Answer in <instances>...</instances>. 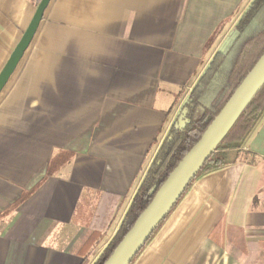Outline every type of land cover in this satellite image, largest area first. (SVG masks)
I'll list each match as a JSON object with an SVG mask.
<instances>
[{"label": "crops", "instance_id": "obj_1", "mask_svg": "<svg viewBox=\"0 0 264 264\" xmlns=\"http://www.w3.org/2000/svg\"><path fill=\"white\" fill-rule=\"evenodd\" d=\"M253 0H51L0 94V264H95ZM0 0V73L36 12ZM132 264H264V115Z\"/></svg>", "mask_w": 264, "mask_h": 264}, {"label": "trees", "instance_id": "obj_2", "mask_svg": "<svg viewBox=\"0 0 264 264\" xmlns=\"http://www.w3.org/2000/svg\"><path fill=\"white\" fill-rule=\"evenodd\" d=\"M40 1L34 0L37 5ZM263 54L264 0H253L238 20L233 32L222 48L214 55L210 64L193 87L191 94L179 113L180 115L183 111H186L183 121L180 122L179 117H177L169 129L127 210L118 232L95 264H105L133 227L136 220L151 203L156 191L190 149L199 141L205 130L220 113L232 94ZM263 115L264 84L242 112L227 136L204 164L187 190L201 176L233 163L236 155H238L237 153L243 148L248 138L254 132ZM162 223L149 238L142 250L151 241Z\"/></svg>", "mask_w": 264, "mask_h": 264}, {"label": "water", "instance_id": "obj_3", "mask_svg": "<svg viewBox=\"0 0 264 264\" xmlns=\"http://www.w3.org/2000/svg\"><path fill=\"white\" fill-rule=\"evenodd\" d=\"M51 0H41L30 25L0 73V94L17 69L38 31ZM264 84V54L247 74L199 141L156 191L151 203L136 220L105 264H131L152 234L186 192L191 182L232 129L242 112ZM186 111L178 115L183 121Z\"/></svg>", "mask_w": 264, "mask_h": 264}, {"label": "rangeland", "instance_id": "obj_4", "mask_svg": "<svg viewBox=\"0 0 264 264\" xmlns=\"http://www.w3.org/2000/svg\"><path fill=\"white\" fill-rule=\"evenodd\" d=\"M39 5V4H38ZM38 7V6H37Z\"/></svg>", "mask_w": 264, "mask_h": 264}]
</instances>
